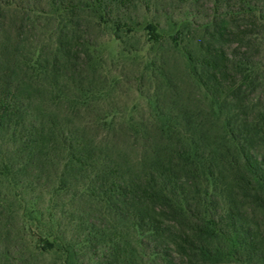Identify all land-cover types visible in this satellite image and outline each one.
<instances>
[{
    "label": "trees",
    "instance_id": "16d2710c",
    "mask_svg": "<svg viewBox=\"0 0 264 264\" xmlns=\"http://www.w3.org/2000/svg\"><path fill=\"white\" fill-rule=\"evenodd\" d=\"M150 3L0 0V264H264V0H215L123 116L93 32L131 57Z\"/></svg>",
    "mask_w": 264,
    "mask_h": 264
},
{
    "label": "rangeland",
    "instance_id": "374dc122",
    "mask_svg": "<svg viewBox=\"0 0 264 264\" xmlns=\"http://www.w3.org/2000/svg\"><path fill=\"white\" fill-rule=\"evenodd\" d=\"M215 8V0H151L150 8L137 4L129 16L134 21V31L131 34L135 37L130 48L134 51L138 50V53L122 59L124 47L113 36L111 28L93 32L98 37L96 43L103 56V61L106 62V74L111 81L116 80L118 83L115 93L112 94L107 104L112 102L113 105H111L123 116L152 111L153 100L147 99V97L153 96L154 88L149 85L142 89V93L138 91L140 90L138 85L140 70L154 56L165 53L166 57L168 56L170 67L176 68L177 65L178 72H181L182 61L178 59L181 64L178 62L179 64L175 63L174 65L173 59L177 56L173 54L172 50L170 51L177 41L173 40V37L182 32L186 33L189 27L200 28L212 21L214 17H219L217 12L220 13V16L227 12L225 9H221L219 12ZM153 23L160 26L161 34L166 36V43L156 44L152 41L153 33L150 26ZM181 40H178V43ZM260 58L264 59V53ZM98 254L100 257V253ZM103 258H96L94 264H104Z\"/></svg>",
    "mask_w": 264,
    "mask_h": 264
}]
</instances>
